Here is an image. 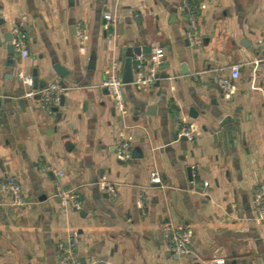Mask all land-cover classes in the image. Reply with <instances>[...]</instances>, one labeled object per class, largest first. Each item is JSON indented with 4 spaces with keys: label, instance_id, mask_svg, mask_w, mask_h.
<instances>
[{
    "label": "crops",
    "instance_id": "0c3cea01",
    "mask_svg": "<svg viewBox=\"0 0 264 264\" xmlns=\"http://www.w3.org/2000/svg\"><path fill=\"white\" fill-rule=\"evenodd\" d=\"M181 4L0 0V264H61L59 244L74 232L81 264H264L254 203L264 189V0H192L196 46ZM17 29L30 56L13 60ZM136 46L164 49L165 62L154 84L126 85L120 112L103 83ZM235 63L239 79L224 93L219 80ZM19 74L32 89L57 82L58 104L27 97ZM190 126L194 140H182ZM126 142L127 162L118 155ZM153 171L161 183L150 182ZM58 186L79 195V210L63 208ZM180 229L192 233L186 255L168 248Z\"/></svg>",
    "mask_w": 264,
    "mask_h": 264
},
{
    "label": "built area",
    "instance_id": "2783aa9c",
    "mask_svg": "<svg viewBox=\"0 0 264 264\" xmlns=\"http://www.w3.org/2000/svg\"><path fill=\"white\" fill-rule=\"evenodd\" d=\"M180 11L186 16L188 21L187 37L192 46L199 44L198 41V25L200 18L198 16L197 9L193 6L192 0H182ZM108 24L114 23V16L107 12L104 15ZM80 40L84 41L86 35L84 30H80L78 33ZM13 46V60L25 59L30 56L29 50V38L25 31L17 29L12 41ZM264 48V43L262 44ZM140 64L138 65L137 72L135 74L133 85L138 88L146 85H152L157 80L160 68L165 62V51L162 48H158L152 51L150 59L146 60L143 56L137 57ZM150 65V66H148ZM148 68V72L146 71ZM118 65L114 67V71L110 73L105 79L103 86L106 87L112 94L114 104L120 112L125 110V94L124 88L126 84L122 80V71L118 72ZM241 72V65L238 63L232 64L230 67V74L227 77H222L219 80V86L224 93H230L235 87V82L239 79ZM20 80L30 88L27 97L34 98L40 97L44 106L50 109L53 105L58 104L60 98V87L57 82L48 85L47 87L39 89H32L34 86V80L32 76L19 74ZM195 128L193 126L183 128L180 137H186L189 141H193L195 138ZM119 158L123 161H130L132 159V149L130 143H123L118 148ZM56 176L59 181L64 178L65 173L63 170H56ZM151 183H161V178L158 172L153 171L150 175ZM60 185V184H59ZM207 185V184H206ZM6 188L12 193L14 198V204L24 206L26 200L24 198V189L19 181L13 178L8 179ZM57 196L60 199L64 209H76L81 208L79 195L70 190L63 189L58 186ZM254 203L256 208L257 220L264 225V189L258 188L254 193ZM78 235L73 233L68 239L60 242L57 258L61 264H81L78 255ZM192 245V233L186 230H178L169 237L168 248L178 255H186L190 253ZM214 264H226L224 259H218Z\"/></svg>",
    "mask_w": 264,
    "mask_h": 264
},
{
    "label": "water",
    "instance_id": "95a60500",
    "mask_svg": "<svg viewBox=\"0 0 264 264\" xmlns=\"http://www.w3.org/2000/svg\"><path fill=\"white\" fill-rule=\"evenodd\" d=\"M9 40L13 41V36L10 34ZM13 49V47H12ZM152 53L151 48H141L139 46L136 47H130L125 48L122 50V54L120 56V61L123 63L122 65V80L126 85H131L134 82L135 74L137 72L138 65L140 62L138 61L137 57L143 56L146 60L150 59V55ZM56 70L61 74L64 75L65 72L60 66H55ZM63 88L66 87L65 84L62 83ZM156 86H159V82L157 81ZM64 103V97H61V105ZM155 108L149 109V113L154 111ZM151 114V113H150ZM236 123H238V120H234ZM230 122H233V119L231 117H226L223 124L226 125ZM233 128L227 127L224 132L221 134H229ZM178 136H176L177 138ZM182 140H187L186 137H181ZM107 197V196H106Z\"/></svg>",
    "mask_w": 264,
    "mask_h": 264
}]
</instances>
